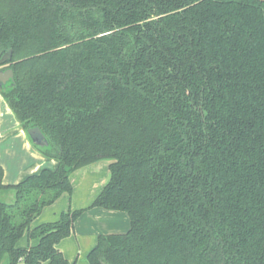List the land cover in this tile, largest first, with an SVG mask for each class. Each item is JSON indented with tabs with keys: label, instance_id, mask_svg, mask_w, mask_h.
I'll return each instance as SVG.
<instances>
[{
	"label": "trees",
	"instance_id": "trees-1",
	"mask_svg": "<svg viewBox=\"0 0 264 264\" xmlns=\"http://www.w3.org/2000/svg\"><path fill=\"white\" fill-rule=\"evenodd\" d=\"M10 48L0 93L59 164L17 184L0 165V264H74L59 244L93 207L130 227L88 264H264V1L0 0ZM100 160L88 206L32 226Z\"/></svg>",
	"mask_w": 264,
	"mask_h": 264
},
{
	"label": "crops",
	"instance_id": "crops-1",
	"mask_svg": "<svg viewBox=\"0 0 264 264\" xmlns=\"http://www.w3.org/2000/svg\"><path fill=\"white\" fill-rule=\"evenodd\" d=\"M104 161L109 166V161ZM100 162L101 160L74 171L71 174V180L74 185L72 198L63 195L56 203L49 206V208L46 207L49 210L43 211L44 216L41 217L42 213L34 220L32 226L38 225L46 220L57 219L60 213L67 210L70 205L73 209L88 206L102 191L110 178V173L108 177H104L101 181L95 182V180L93 185L90 186L88 190V192H91L90 201H80V199L75 198L77 195L76 191H78L77 182L80 175L78 173H82L84 169L98 165ZM58 164L59 161L56 158L46 156L32 142L27 131L20 125L5 98L3 100L0 96V165L4 170L3 182L5 184H17L29 175L41 172L44 168L55 169ZM129 227L130 219L126 212L93 207L81 215L75 224V232L71 236L63 239L59 244V248L71 263L79 257L86 259V262L83 264H88L87 254L97 243L99 235L123 233ZM23 239L25 240L26 238ZM25 241L27 242V240ZM20 245H25V242H20Z\"/></svg>",
	"mask_w": 264,
	"mask_h": 264
},
{
	"label": "rangeland",
	"instance_id": "rangeland-1",
	"mask_svg": "<svg viewBox=\"0 0 264 264\" xmlns=\"http://www.w3.org/2000/svg\"><path fill=\"white\" fill-rule=\"evenodd\" d=\"M1 87H3V86H1ZM0 96L4 100V96L1 93H0ZM50 158H53V157H50ZM109 173H110L109 166L107 163H105L104 160L103 161L101 160V162L98 163V165H95L93 167H88V168L84 169V172L82 171V173H78L80 175H79L78 182H77L78 191H76L77 195L75 198L80 199V201H90L89 198L91 197V192L90 191L88 192V190L90 189V186L93 185V182L95 180H96L95 182H97V181H101L106 176L108 177ZM77 188H76V190H77ZM1 197H2V199H5V200L10 198V196L8 194H4ZM48 208H49V206H48ZM48 208H46L43 211L49 210ZM42 216H44V213L41 215V217ZM46 221H50V220H46ZM25 240L23 239L21 242L22 243L25 242V245H26L27 242ZM84 262H86L85 258L77 257L72 263L83 264ZM6 263H7V259H5L2 262V264H6Z\"/></svg>",
	"mask_w": 264,
	"mask_h": 264
},
{
	"label": "water",
	"instance_id": "water-1",
	"mask_svg": "<svg viewBox=\"0 0 264 264\" xmlns=\"http://www.w3.org/2000/svg\"><path fill=\"white\" fill-rule=\"evenodd\" d=\"M12 53H13V49L10 48L0 59V63H3L6 60H8L12 56ZM8 83L10 84L14 83V71L10 67L4 70H0V86H5ZM27 133L35 145L47 146L49 144L48 139L46 138L44 132L39 126L29 128L27 130Z\"/></svg>",
	"mask_w": 264,
	"mask_h": 264
}]
</instances>
